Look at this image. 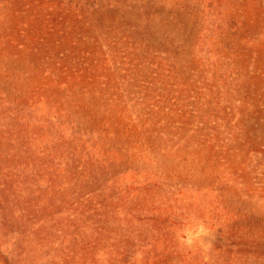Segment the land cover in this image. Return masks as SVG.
Instances as JSON below:
<instances>
[{"label":"rangeland","instance_id":"obj_1","mask_svg":"<svg viewBox=\"0 0 264 264\" xmlns=\"http://www.w3.org/2000/svg\"><path fill=\"white\" fill-rule=\"evenodd\" d=\"M0 264H264V0H0Z\"/></svg>","mask_w":264,"mask_h":264}]
</instances>
